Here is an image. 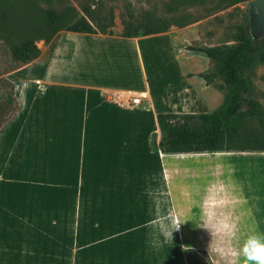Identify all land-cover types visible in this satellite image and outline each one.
I'll use <instances>...</instances> for the list:
<instances>
[{"label": "crops", "instance_id": "0c3cea01", "mask_svg": "<svg viewBox=\"0 0 264 264\" xmlns=\"http://www.w3.org/2000/svg\"><path fill=\"white\" fill-rule=\"evenodd\" d=\"M142 39L145 36L66 31L50 45L47 56L29 63V83L19 94L24 106L11 123L19 130L11 133L8 126L0 136L8 173L4 188L0 184V219L2 214L5 218L0 236L12 237L19 257L14 255L16 264H54L21 255L44 250L58 228L72 239V258L61 264H145V203L157 205L150 212L152 219L158 217L160 203H169L180 218L191 212L193 220L196 210L201 220L206 189L214 183L208 173L214 172L213 165L183 161H209L212 152L157 151L160 167L154 178L146 180L145 139L158 134L156 115L170 113L166 100L174 93L166 88V99L159 103L148 84L145 90L142 48L136 46ZM177 74L181 91L191 94L180 70ZM121 91L144 98L135 109L123 108L117 103ZM219 153H225L217 155L221 160L230 152ZM216 186L223 187L224 200L216 211L227 216L223 206L230 205V186L223 181ZM242 188L244 204L246 188ZM191 195L196 199H187ZM177 198L187 200L177 202ZM241 218L235 219L237 234L245 236L246 230L238 228ZM197 224H188L194 229L191 234H199Z\"/></svg>", "mask_w": 264, "mask_h": 264}, {"label": "rangeland", "instance_id": "374dc122", "mask_svg": "<svg viewBox=\"0 0 264 264\" xmlns=\"http://www.w3.org/2000/svg\"><path fill=\"white\" fill-rule=\"evenodd\" d=\"M0 10V14L4 15H0V136L8 126L11 133L19 130H14L16 125L11 123L16 122L22 112L24 99L19 94H22V86L29 83L31 67L28 65L34 60L20 62L13 58L12 51L34 40L38 48L36 58L47 56L48 48L65 34V28L80 19L90 22L97 35L122 37L125 29L128 32L137 31L138 37L145 36L136 43L139 50L141 46L144 58L145 90L148 84L153 98L160 103L166 99V88L170 89L174 96L166 100L170 106L166 110L180 114L210 113L222 106L228 94L229 87L216 76L218 63L198 50L224 53L238 43L243 33L249 32L247 3L238 0H0ZM55 27L59 28L58 31H54ZM160 28L165 30L144 35L147 29ZM101 29L105 30L104 33H100ZM255 44L254 62L242 73L247 84L244 98L258 105L264 122V39ZM179 70L183 84L192 89L191 94L181 91L182 83L177 77ZM242 110L245 111L246 107ZM240 127L244 133L264 137L262 124L254 115L245 114ZM148 141L145 139L146 180L154 178L160 167L157 151L150 148V135ZM2 145L4 147L5 137L1 138V148ZM219 152L212 154L213 159L209 161L197 158L183 163L213 165L214 172L212 169L208 172L213 177L211 181L214 180V184L223 181L230 186V205L223 206L229 215L217 211L216 214L218 221L230 223L234 230H223L220 224L213 222L205 229L201 228L199 234H191L194 229H189L188 224L195 221L203 225L206 219L202 215L199 220L200 214L194 210L193 220L189 218L191 212L186 214V218L185 215L181 217L188 223L182 225L179 232L173 233L172 243L165 240L153 223L158 217L173 214L171 205L160 203L158 217L152 219L150 212L157 205L145 203V264H186L181 246H191L205 264H242L238 252L243 239L251 232L264 233V152L234 151L221 160L217 155L222 157L225 153ZM5 161V150L2 149V188L8 176ZM242 187L246 188L244 204L241 203ZM187 199L195 200L196 196L191 195ZM187 199L177 198V202ZM190 207V204L186 205L188 211ZM239 217L242 218L238 228L246 230L245 236L237 234L235 219ZM0 223V226L5 224L3 214ZM55 232L53 239L48 237L44 244L47 247L35 245L42 246L44 250L23 251L21 258L49 260L54 264L70 260L71 237L62 235L60 228ZM0 249V264H16L14 255L17 258L18 254L13 251L12 237L0 236Z\"/></svg>", "mask_w": 264, "mask_h": 264}, {"label": "trees", "instance_id": "16d2710c", "mask_svg": "<svg viewBox=\"0 0 264 264\" xmlns=\"http://www.w3.org/2000/svg\"><path fill=\"white\" fill-rule=\"evenodd\" d=\"M248 3L251 0H238ZM87 15L90 16L89 13ZM58 27L54 31H58ZM67 32L95 34L96 29L84 18L65 28ZM165 28L147 29L144 35L162 33ZM105 30L101 29L100 33ZM137 31H126L122 37H137ZM256 41L249 32L240 36L238 43L229 51L221 53L215 50L200 49L204 54L218 63L216 76L229 87L222 106L210 113H159L156 115L157 135L150 136V148L162 154H213L226 152H264V137L244 133L240 127L245 114L257 117L264 130L258 105L245 100L247 84L242 73L254 62ZM192 50V49H191ZM14 59L27 63L38 55L34 40L12 51ZM246 107V110L242 109ZM186 264H205L195 250L184 252Z\"/></svg>", "mask_w": 264, "mask_h": 264}, {"label": "clouds", "instance_id": "9594fccd", "mask_svg": "<svg viewBox=\"0 0 264 264\" xmlns=\"http://www.w3.org/2000/svg\"><path fill=\"white\" fill-rule=\"evenodd\" d=\"M222 192L223 187H217L214 183H211L206 189L202 204V215L206 219L203 225L197 224L196 228L205 229L208 224L216 222L223 228L234 230V226L217 220L216 208L224 203L220 196ZM153 223L158 227L165 240L173 243V233L179 232L181 226L187 222L182 221L179 215L173 213L167 217H158ZM181 250L190 252L194 249L191 246H181ZM238 255L242 257V264H264V233L251 232L247 234L240 245Z\"/></svg>", "mask_w": 264, "mask_h": 264}, {"label": "water", "instance_id": "95a60500", "mask_svg": "<svg viewBox=\"0 0 264 264\" xmlns=\"http://www.w3.org/2000/svg\"><path fill=\"white\" fill-rule=\"evenodd\" d=\"M248 6V30L254 41L264 39V0H251Z\"/></svg>", "mask_w": 264, "mask_h": 264}, {"label": "built area", "instance_id": "2783aa9c", "mask_svg": "<svg viewBox=\"0 0 264 264\" xmlns=\"http://www.w3.org/2000/svg\"><path fill=\"white\" fill-rule=\"evenodd\" d=\"M117 95V103L119 104V106L128 109H135L138 105L141 104V101L144 98L142 94H138L132 91H121Z\"/></svg>", "mask_w": 264, "mask_h": 264}]
</instances>
